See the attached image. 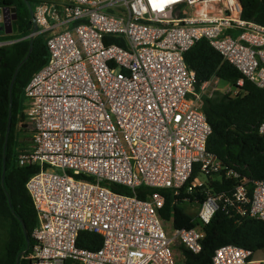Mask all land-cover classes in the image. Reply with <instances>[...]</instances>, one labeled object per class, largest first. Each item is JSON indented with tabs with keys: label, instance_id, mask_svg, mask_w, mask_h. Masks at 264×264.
Instances as JSON below:
<instances>
[{
	"label": "built area",
	"instance_id": "obj_1",
	"mask_svg": "<svg viewBox=\"0 0 264 264\" xmlns=\"http://www.w3.org/2000/svg\"><path fill=\"white\" fill-rule=\"evenodd\" d=\"M4 10L11 14L0 8V26ZM32 21L48 59L24 89L17 124L31 133L18 164L39 166L25 184L38 220L31 264H176L174 246L200 252L201 225L219 209L264 220V178L251 181L206 148L211 127L202 102L231 87L221 91L216 76L197 84L184 60L206 39L264 88V25L243 18L239 0H37ZM111 36L126 45L107 43ZM258 131L264 134V120ZM194 167L206 178L185 189L206 186L201 203H187L198 223L176 229L159 215L163 195L142 199L137 190L176 195ZM220 176L234 180L230 191L207 187ZM83 230L102 235L98 249L77 246ZM252 255L223 245L212 264H249Z\"/></svg>",
	"mask_w": 264,
	"mask_h": 264
},
{
	"label": "trees",
	"instance_id": "obj_2",
	"mask_svg": "<svg viewBox=\"0 0 264 264\" xmlns=\"http://www.w3.org/2000/svg\"><path fill=\"white\" fill-rule=\"evenodd\" d=\"M34 8L37 0H28ZM242 17L264 25V0H239ZM15 7L14 30L0 39H14L10 44L0 46V264H31L27 254L33 244L32 231L37 224V215L26 189V181L39 170L38 165L20 166L17 124L24 118V89L32 75L48 59V50L42 35L32 40L33 21L23 0H0V8ZM30 54L27 56L30 48ZM107 43L125 46L122 38L109 37ZM187 66L195 72L197 84L216 76L228 83L232 92L216 91L210 98H204L201 110L211 127L206 143L208 151L218 156L225 165L233 168L251 181L264 178V134L258 127L264 120V88L247 79L234 65L226 61L206 39L198 40L184 54ZM18 67L12 87L13 74ZM242 80L239 85L238 81ZM11 97V102H10ZM9 108L10 128L7 131ZM3 167L5 174L2 179ZM198 174L194 170L178 194L170 189L141 186L139 198L145 199L154 191L164 197L159 215L163 221H171L176 229H190L197 225L194 215L184 210L187 203H201L205 198L206 186L193 193H185L189 184ZM233 179L223 176L209 178L207 187L215 192L230 191ZM117 193H129L124 187L110 184ZM23 225L28 235L25 238ZM204 237L201 250L193 253L182 247L183 264H212L215 250L223 245L233 244L254 253L264 248V220L247 215L232 216L219 209L208 224L201 225ZM77 246L96 250L102 244V235L91 231H80ZM249 257L248 261H251Z\"/></svg>",
	"mask_w": 264,
	"mask_h": 264
},
{
	"label": "rangeland",
	"instance_id": "obj_3",
	"mask_svg": "<svg viewBox=\"0 0 264 264\" xmlns=\"http://www.w3.org/2000/svg\"><path fill=\"white\" fill-rule=\"evenodd\" d=\"M217 86L221 91L228 90V88L230 87L227 82L222 81V80L218 81ZM232 90L233 89L231 88L229 92H232ZM22 120H24V118ZM26 125H27V128L22 129L20 134L18 133L19 149L25 148L29 144V141L31 139V133H30L28 124L26 123ZM197 176L200 180L206 179L205 176L201 173H198ZM192 207L193 208H191L188 204H186L184 205V210L187 213H191L194 215L196 212V206L192 204ZM181 249H182V246L178 243L174 246L176 264H183ZM251 261L252 262L249 264H264V248L255 251L252 255Z\"/></svg>",
	"mask_w": 264,
	"mask_h": 264
},
{
	"label": "water",
	"instance_id": "obj_4",
	"mask_svg": "<svg viewBox=\"0 0 264 264\" xmlns=\"http://www.w3.org/2000/svg\"><path fill=\"white\" fill-rule=\"evenodd\" d=\"M25 2V4L27 5L28 7V10L30 12V15L31 17L33 16V7L30 5L29 1L28 0H23ZM6 11L7 10H4L3 11V24L2 26H0V29H2L5 33L9 34L11 33L13 30H14V24H13V21L16 19V11H15V7H11L10 8V16L8 17L7 14H6ZM37 30V25L36 23L33 21V28H32V32L31 34H29V38L30 40L33 39V34L36 32ZM31 47H32V41H30V48H29V52L27 54V56L30 54V51H31ZM20 66V64L17 66L14 74H13V77H12V80H11V84H10V87H12V84H13V81L15 79V76H16V73H17V70H18V67ZM10 102H11V97H10ZM10 121H11V110L9 108V113H8V120H7V131H6V136H5V143H6V140H7V134H8V131H9V128H10ZM4 174H5V168L3 167V172H2V179L4 177ZM23 230H24V234H25V238L28 242V235H27V232H26V229L23 225ZM18 264V260H17V263Z\"/></svg>",
	"mask_w": 264,
	"mask_h": 264
},
{
	"label": "crops",
	"instance_id": "obj_5",
	"mask_svg": "<svg viewBox=\"0 0 264 264\" xmlns=\"http://www.w3.org/2000/svg\"><path fill=\"white\" fill-rule=\"evenodd\" d=\"M252 261H250V263H251Z\"/></svg>",
	"mask_w": 264,
	"mask_h": 264
}]
</instances>
